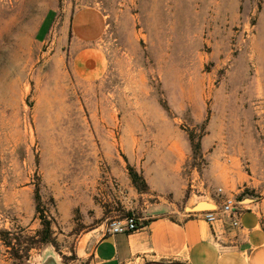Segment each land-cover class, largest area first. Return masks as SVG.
I'll return each mask as SVG.
<instances>
[{
	"label": "rangeland",
	"instance_id": "374dc122",
	"mask_svg": "<svg viewBox=\"0 0 264 264\" xmlns=\"http://www.w3.org/2000/svg\"><path fill=\"white\" fill-rule=\"evenodd\" d=\"M64 5L105 15L97 80L37 39ZM208 186L264 223V0H0V264H85L82 235Z\"/></svg>",
	"mask_w": 264,
	"mask_h": 264
},
{
	"label": "crops",
	"instance_id": "0c3cea01",
	"mask_svg": "<svg viewBox=\"0 0 264 264\" xmlns=\"http://www.w3.org/2000/svg\"><path fill=\"white\" fill-rule=\"evenodd\" d=\"M106 27L99 7L73 11L64 5L60 12L52 8L46 14L36 36L45 42L55 29L59 34L56 47L63 48L67 42L75 72L79 78L93 81L106 73L107 58L97 42ZM222 188L220 193L208 186L199 198L215 203L217 209L227 195L235 196L229 188ZM182 197L180 191L175 200ZM241 208L235 225L236 217L229 214L219 212L209 222L197 212L179 210L177 203H163L143 216L141 229L112 234L99 226L79 237L78 247L86 257L85 264H264L262 214L254 202H243Z\"/></svg>",
	"mask_w": 264,
	"mask_h": 264
},
{
	"label": "built area",
	"instance_id": "2783aa9c",
	"mask_svg": "<svg viewBox=\"0 0 264 264\" xmlns=\"http://www.w3.org/2000/svg\"><path fill=\"white\" fill-rule=\"evenodd\" d=\"M218 192L222 193L223 188H218ZM196 195V194H195ZM198 197H203L204 195H196ZM243 202L238 200L234 195H227L221 206L217 209H209L196 211L202 218L209 222H213L217 219L219 212L224 214H229L236 217L234 224L238 225V218L241 215L243 209L241 208ZM145 225L144 217H137L135 215H128L125 218H116L111 220L106 229V233H128L141 229Z\"/></svg>",
	"mask_w": 264,
	"mask_h": 264
},
{
	"label": "water",
	"instance_id": "95a60500",
	"mask_svg": "<svg viewBox=\"0 0 264 264\" xmlns=\"http://www.w3.org/2000/svg\"><path fill=\"white\" fill-rule=\"evenodd\" d=\"M254 199L252 197H245L242 202H253ZM216 204L209 201V200H199L193 205H187L186 210L187 212H196V211H202V210H209V209H215ZM41 264H58L56 258L53 255H48L43 260Z\"/></svg>",
	"mask_w": 264,
	"mask_h": 264
},
{
	"label": "trees",
	"instance_id": "16d2710c",
	"mask_svg": "<svg viewBox=\"0 0 264 264\" xmlns=\"http://www.w3.org/2000/svg\"><path fill=\"white\" fill-rule=\"evenodd\" d=\"M130 174H131L132 180L135 183V185H139V183L142 181V176L133 167H130ZM143 183H145V182H143ZM144 185H146V183ZM46 224L48 226V222ZM8 234H9L8 231L3 232L2 233V235H3L2 239L4 240L5 244L8 247H13L12 246L13 242H12L11 238H9Z\"/></svg>",
	"mask_w": 264,
	"mask_h": 264
}]
</instances>
